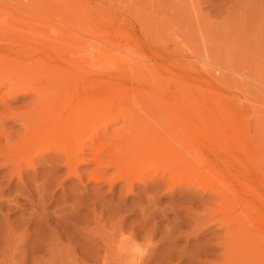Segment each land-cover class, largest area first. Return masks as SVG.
Segmentation results:
<instances>
[{"label": "rangeland", "instance_id": "rangeland-1", "mask_svg": "<svg viewBox=\"0 0 264 264\" xmlns=\"http://www.w3.org/2000/svg\"><path fill=\"white\" fill-rule=\"evenodd\" d=\"M90 10L113 19L99 25L112 40L101 48V42L94 40L97 50L91 48L89 27L78 20ZM63 38L69 39L67 50L72 54L62 49ZM84 43L91 48L86 52L90 58L85 52L80 58L78 51L72 57L71 45L81 48ZM86 57L97 64L100 59L106 67L101 72L86 59L93 70L89 94L95 100L90 106L103 104L104 92L98 93L102 90L97 87L101 79L122 66L129 75L127 89L120 91L111 84L110 93L106 91L112 104L104 116L109 136L101 134L104 120L100 119L90 127L100 126V132L89 128L88 136L86 132L61 134L51 145L54 140L45 136L48 122L42 119V111H34L39 93L45 90L41 93L51 95L54 80L61 77L56 70L73 71L68 64L83 65ZM181 75L189 93L182 106L188 127L207 133L196 142L209 140L212 146L234 151V159L245 161L234 169L238 175L264 183V0H0V264H125L121 258L126 249L134 250L141 264H264V240H251L246 232L226 227L225 210L231 204L219 195L224 187L212 175L195 165L169 175L166 166L152 157L136 156L125 166L117 163L131 150L123 139L125 135L128 139V131L136 132L138 127L142 132L137 133L163 132L168 119L177 125V110L166 111L165 105L159 107L140 95L156 92L152 81H160L157 88L162 86L159 91L170 96L174 87L177 90L174 79ZM34 87L43 89L38 96ZM126 90L133 95L127 98ZM118 93H123L121 99L113 100ZM51 97L58 114L70 113L67 100ZM135 97L141 99L136 105ZM81 145L84 163L76 165L73 173L65 166L63 154ZM242 148L248 150L240 152ZM95 153L106 159L101 157L105 164L114 161L106 172L109 179L119 173L125 180L112 185L108 179L98 182ZM204 154L229 174L216 159L222 156L230 161L231 156L221 151L217 157ZM126 182L132 183L130 191ZM258 211L264 214V209Z\"/></svg>", "mask_w": 264, "mask_h": 264}, {"label": "bare ground", "instance_id": "bare-ground-1", "mask_svg": "<svg viewBox=\"0 0 264 264\" xmlns=\"http://www.w3.org/2000/svg\"><path fill=\"white\" fill-rule=\"evenodd\" d=\"M78 20H81L80 23L83 22L89 27L90 31H88V33L90 34V37L93 38V40L90 41L91 44L93 43L94 40H98L96 43H99V45H100V42H101V45H100V48H101V47H105V45L108 42L111 43L112 38L110 37V35H108L107 31L106 30L103 31V29L100 26L103 25V24L111 22L113 20L112 18H109L105 14L104 15H100L99 12L90 10V12L86 13L84 18L82 17V19H78ZM74 22H76V21L74 20ZM65 39L63 38L64 41H65ZM88 39L90 40L91 38H88ZM63 40L61 39L60 41L62 42ZM66 41L68 42L69 39L66 40ZM65 42H62L65 45L64 46L62 44V49L63 50L66 49V50H64V52L66 51L68 53L69 52L68 51L69 50L68 44L70 43V41H69L68 44H67V42L66 43ZM85 42H86V40H85ZM94 43H95V41H94ZM96 43L94 45L92 44V46H91L92 49H96V48L98 49L99 48V46L96 45ZM84 44H85V46L82 45L81 48H77V47H80V46L72 44L74 47L77 46V47H75L76 49L75 48L73 49L72 45L70 44L71 45L70 51L72 49V51L75 52V55L72 56V57H76V51H78L77 52V56H80L78 54H81L82 57L80 56V58L85 57L83 55V53L85 52V55H86V52H88V50H90L91 48H90V46H88V45H90L88 42H87L88 45H86V43H84ZM47 48L46 49L48 51H49V48H50V50L52 49L51 47H47ZM59 48H61V46H59ZM56 49H58V48H56ZM99 50H100V52H99ZM99 50H98L99 53L103 52V50L102 51H101V49H99ZM105 50H106V48H105ZM59 51H61V50H59ZM94 51L95 50H93V51L91 50V52H93V54H95ZM64 52L62 51L59 54H62ZM69 53L72 54V52H69ZM102 54L103 55L105 54L107 56V54L104 53V52ZM96 55L99 56L98 54H96ZM100 56L102 57V55H100ZM67 57H69V56H67ZM87 57L90 58L89 56H87ZM87 57L82 59L81 61H85V63L87 64V60H86V59H88ZM77 58L78 59H75V58L74 59L77 60V61L78 60L80 61L79 57H77ZM91 59L90 60L88 59V60L91 62L93 60V59L92 60ZM68 60L69 59L67 58V60H66L67 64H68V62L71 61V59H70V61H68ZM77 61L76 62L71 61L72 63H74L73 65L71 63L68 64V65L73 66V68L70 66V68H72L73 71H70L71 69L70 70H67V69L65 70V68H68V67H62V68L60 67V68H58L56 70L61 75V77H58L56 80H54L55 84H54V86H53V88H52V90L50 92L51 95H48L49 92L46 93V94H42V93H45V90H43L42 88L41 89H37L38 87H36V88L34 87V89H36L35 91L37 93L36 96H38V93L41 90L44 91V92L41 91L42 93L41 92L39 93V97H40V99L38 101L39 103L36 104V106H34V107H36V108H34V111L36 112V111L39 110V111L43 112L44 116L42 114V116H43L42 119H44L45 121L47 120L48 123L47 124L45 123V125H48V127H49L48 128L49 130L46 132L45 136L46 137L49 136V138L51 137L54 140V142L52 141L53 143L51 145H53L56 142V140L58 139V136H60L61 134L64 135V134H70V133L86 132V131H88V129L90 127H92L100 119L104 120L103 122L100 120V122H102V126L101 127L103 128V131L101 132V134H103V135L109 134L107 132L108 131L107 129H109V123L107 121V118H106V120L104 119L105 118L104 116L108 113V112L106 113L107 106H110L112 104L107 100L109 94L106 93V91H109V93H110L111 84H116L119 87L120 91H122L121 89L124 86L126 87V85H127V84L125 85V81H126V77H128L129 75L127 76L122 71V69H121L123 67L122 66V67L119 68L120 70H118L115 74H113V76L106 75V76H108V79H105L104 77H102L104 79H101L99 84L96 82L98 84L97 85L98 90L99 89L102 90L100 92L98 91V93H101V92L103 93L104 92V95L102 94L103 95L102 97L104 98V100L102 101L100 99L103 102V104H100L101 103L100 102L99 103L100 105L98 107L90 106L91 105L90 103H92V99L95 100L90 95L91 93L89 94V91H91L90 89H92V84L93 83L91 82V80L88 77L90 76V74L92 73L93 70H92V67H90V64H87V66L83 67V65L85 63H83V65L81 63H78V65H77V64H75V63H77ZM92 62H91L92 66L96 67L97 69H99V71H100L101 68L103 70L106 68L104 66L105 62L103 61L104 62V64H103L102 62H100V59H99V63L98 64H97V60H95V59H94V62L93 63ZM80 64L82 66H80ZM102 69H101V72H102ZM105 73L103 72V74H105ZM178 78L174 79L176 82L174 80H172V81H174L176 83V85H177L176 89L177 90H174L175 87L173 88V91L171 90L172 88L171 89L168 88V91L169 90H170V92L172 91L170 93V96L169 95L167 96L168 92L165 93L164 91H161V92L159 91V90L163 89V88H161L162 86L161 87L158 86L159 89L157 88V85H159L160 81H152L154 86H156L155 87L156 88V92H153V90L150 91V90L147 89L149 92L142 93L140 95V96L145 95L146 96L145 100L148 99V101H150V102L152 100V102L156 103L159 107L161 105H165L164 109L166 111L167 110L168 111L169 110H175V111L177 110V112H179L178 116H177V120L178 121H176L177 125H176L175 122L172 123V120L168 119V118H170V117H168V114L170 115V113H167V117H168L167 119L170 120L171 122L167 123L168 120L165 118L167 120V122L164 123L165 124L164 127L162 126L163 127V132H158V131H153V130L150 131V130H146L145 129L146 131L144 133H140V132H142L141 131L142 129H138V127H137V131L136 132L134 130L131 131V132L128 131V133H127V134H129L128 135L129 136L128 139L126 138V135H125V137L123 139L125 141H128L129 144H127V145H129L131 147L130 148L131 150L126 151L125 155L122 156V161H120V162L118 161L117 163L120 166H125V164L128 165V164L133 163L132 160L136 156H140L142 159H145V158H148V157H152L153 160L158 161V162H162L164 164V167L166 166L165 169L168 171L167 173L169 175H172V174H175V173H179L178 170L181 171V172H185L190 167L192 168V166H194V165L196 166L197 170H202L203 169L201 172L205 171V172L209 173L210 175H212L215 178V181L219 182V184L221 183L222 187H224V188L222 190L219 189V195H221L222 197L225 196V198L227 200L224 201V202H230V204H231L229 206V209L225 210V212L227 213V219H226V222H225L226 227L228 229L231 228L230 229L231 232H236V233H241V232L245 233L246 232L247 233L246 235H248V237L251 240H252V238H256V237L261 238L262 240H264V217H262V216H264V214H260L262 212L258 211V209H264V190H262V191L260 190V187H261V189L264 188V183L261 182V183H259L260 184L259 185L258 183L250 182L243 175L242 176L238 175V171L237 170L235 171L234 169H236L238 166L239 167L244 166L245 165V161L243 162V160H241L240 158L234 159V158H236V156H233V154L235 153L234 151L226 150L220 144L212 146V144H209V142H208L209 140H202V142H199V141L196 142V140H195L196 138L198 139V137H203L204 135L206 136L207 133H206V131L204 129H199V128H197L196 130L191 129V131H190V129H189L190 126L188 127L189 124H187V121H186L187 118L185 116V113H184V110H183V107H182V106L186 105L184 102L187 100V98L189 96L188 88H186L187 87V80H185V77H184V80H183V76L181 77L182 79L181 78L178 79ZM139 79H141V78H139ZM76 80H79V81H76ZM143 80L144 79H141L139 81H143ZM147 81L148 80H145L146 83H147ZM149 82L151 83V81H148V85H149ZM137 84H139V83H137ZM153 84H150V85L152 86ZM166 84H169V83H166ZM143 85H145V84H143ZM169 85L171 86V84H169ZM137 86H135V87H137ZM166 86L167 85H165L164 88H166ZM29 88H31V86ZM32 88H33V86H32ZM125 89H127V87ZM128 89H129V87H128ZM130 89H132V88H130ZM133 89L135 91H137V88L136 89L133 88ZM143 89L146 90V88H144V87H143ZM151 89H153V88H151ZM47 91H49V90H47ZM126 91H127V93H129L128 90H126ZM127 93L125 92L126 97L127 96L131 97L130 93H132V91L129 93V95ZM137 93H138V91H137ZM122 95H123V93L122 94L118 93L116 96H114L113 100H115V101L120 100ZM131 95H133V93ZM137 95H139V94H137ZM49 96H52L51 97L52 99L59 100L60 102H61V100H63V101L67 100L68 103H66V102L65 103H66V107L68 105L70 113L69 114L65 113L63 115H68V116H64V118H63L62 117L63 115L61 116L60 112H59V114L57 113V111L54 109V106H55L54 105V100L50 101L49 100ZM134 96L132 97L133 100H131V101H134ZM93 97H95V96H93ZM123 97L125 98V96H123ZM136 98L137 97H135V99ZM137 99H136V103L135 102L133 103L134 105L138 104L137 103L138 101H141L140 98H139L140 100H137ZM176 99H177L178 102L175 101ZM127 100L129 101V99H127ZM127 100L125 98V101H127ZM60 102L58 103V106H61ZM55 104H56V102H55ZM58 106L56 105L57 108H58ZM62 106H61V108H62ZM137 106H139V105H137ZM66 107H64V108H66ZM61 108H60V110H61ZM73 108H74L73 111L75 113L73 111L71 112V110ZM58 110H59V108H58ZM50 111H51V113H49ZM64 111L65 112L68 111L67 108ZM61 113H62V111H61ZM174 113H176V112H174ZM35 114H37L39 116V113H35ZM38 116H37V118H39ZM163 117H165V116H163ZM126 118L127 117H125V119ZM128 118H130V117L128 116ZM132 118H133V121H134V117H131L130 121H132ZM140 118H141V116H140ZM171 118H172V116H171ZM172 119H174V116H173ZM108 120L112 122L111 119H108ZM135 122H136V120H135ZM133 124H134V122H133ZM138 124H141V123L139 122ZM95 126H97V124ZM132 126H134V125H131V127ZM129 127H130V124H129ZM133 128H135V126L132 127V129ZM177 128H178V130L175 131ZM90 129H92V128H90ZM124 130H127V129H124ZM138 130L140 131L139 133H137ZM92 131L95 132V133L96 132H100L101 131L100 126L99 127L97 126V127L93 128ZM42 132H43V130H42ZM87 133L88 132H86V136H88ZM95 133H93V134H95ZM114 133H116V132H114ZM44 134H45V132H44ZM98 134L100 135V133H98ZM98 134H96V135L98 136ZM89 135H91V134H89ZM92 136H94V135H92ZM107 136H109V135H107ZM60 138H62V136ZM106 138L107 137H105V139ZM38 139H40V138H38ZM92 139H94V138H92ZM47 141H48V139H47ZM86 141H85V143H86ZM41 142H43V141H41ZM57 143H59V142H57ZM124 143H126V142H124ZM31 144H33V143H31ZM93 144H94V142H93ZM84 145L78 146L77 148H70V149H68V153H66L67 150L65 151V154H63L64 151L62 152V154L65 156L64 157L65 166L68 168L69 171H73V173H74V167L76 165L84 163L82 161V158H81V154L83 153ZM91 145H89V146H91ZM121 147H123V146H121ZM50 149H52V148H50ZM57 149H59L58 146H57ZM244 149L245 148H242L240 152H242V151L244 152ZM90 150H91V148H90ZM140 150H141V152L137 153ZM245 150H248V149L246 148ZM61 151H59V152H61ZM119 151H121V150H119ZM219 151L224 152V156L225 155H229V156L232 157V160H230V161H227L222 156L221 157L219 156V158L216 159V161L221 163L222 166H224L227 169H229V171L231 173L229 172L228 175H225L221 170H219V168L216 167L217 164H213L211 162V160L207 157V155L205 156V154H204V152H206V153L209 152L210 154L216 155L215 157H217V153L219 154ZM120 154H118V155H120ZM83 155H85V153ZM27 156H29V155H27ZM95 156H96V153H95ZM30 157L31 156H29V159H30ZM54 157L55 156H53L52 158H54ZM96 157H97L96 158V162H97L96 172L98 174L97 175V181L98 182H101L102 180L108 179V180L111 181L110 185H112L113 181H116V180L119 181L120 179L125 180L126 176H123V175H121L119 173H118L119 176L117 174L113 178L109 179L110 177L106 174V172L108 170H110V168L112 167V164L114 163V161H113V163L109 162V163L105 164V161L102 160V158H103L102 156L97 155ZM110 157H112V156H110ZM103 159L106 160L105 158H103ZM31 160L32 159H30V161ZM54 160L55 159H53V161ZM255 160H257L258 162H261V161L258 160V158H256ZM134 162H135V160H134ZM258 165H259V163H258ZM117 166L118 165L115 164L113 166V168H115ZM32 167H33V165H32ZM164 167H163V169H164ZM130 169H132V168H130ZM18 171H19V169H18ZM94 171H95V169H94ZM143 171H145V170H143ZM10 173H11V171H10ZM165 173H166V171H165ZM71 174H72V172H71ZM17 175H19V174H17ZM68 176H70V175H68ZM137 176H139V175L137 174ZM163 177H165V176H163ZM173 177H174V175H173ZM142 178H143V176H142ZM178 178H179V176H178ZM231 178H233V180H231ZM156 179H157V177H156ZM170 179H172V178H170ZM138 180H140V178H138ZM126 186H127V190L128 191H130L132 189V183H127ZM173 191H175V190H173ZM184 192H185V190H184ZM174 195H176V194H174ZM181 195H183V194H181ZM222 199H224V198H222ZM258 212H259V214H258ZM260 215H262V216H260ZM259 216L262 217V219ZM256 217L257 218L259 217L260 220H258L259 218L257 219ZM207 228H209V227H207ZM252 230L255 232V234H253ZM247 241H248V239H247ZM123 242H124V240H123ZM122 245H124V244L122 243ZM119 248H120V246H119ZM133 248H134V246H133ZM128 249H129V247H128ZM119 250H117V252ZM142 251L144 253L143 249H142ZM142 251H140V253ZM122 253H124V254L126 253V255L121 258L122 260L124 259L122 263H125V264H141L140 263V257L136 256V253H135L134 250H127L126 249V251L122 252ZM137 253H139V252H137Z\"/></svg>", "mask_w": 264, "mask_h": 264}]
</instances>
